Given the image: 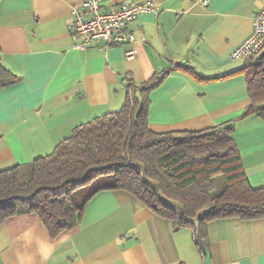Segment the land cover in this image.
Instances as JSON below:
<instances>
[{
	"label": "crops",
	"instance_id": "1",
	"mask_svg": "<svg viewBox=\"0 0 264 264\" xmlns=\"http://www.w3.org/2000/svg\"><path fill=\"white\" fill-rule=\"evenodd\" d=\"M145 0H108L107 9ZM128 25L134 44L75 46L82 0H0V59L18 81L0 87V171L51 154L74 129L121 110L130 86L149 93L154 132L231 124L252 188L264 187V120L250 104L244 61L230 53L252 32L264 0H152ZM177 228L126 190L87 203L81 222L51 237L22 213L0 225V264H264V219L220 218ZM200 236V237H199ZM203 240V242H202Z\"/></svg>",
	"mask_w": 264,
	"mask_h": 264
},
{
	"label": "trees",
	"instance_id": "2",
	"mask_svg": "<svg viewBox=\"0 0 264 264\" xmlns=\"http://www.w3.org/2000/svg\"><path fill=\"white\" fill-rule=\"evenodd\" d=\"M236 74L245 76L250 98L243 117L264 120V51L244 61ZM164 78L146 82L141 100L130 86L121 110L76 127L51 154L1 170L0 225L31 213L54 238L75 228L89 200L109 189L128 191L177 228L197 223L200 235L212 220L264 219V187H251L231 124L199 131L150 129L149 93ZM17 81L0 59V87ZM218 175L226 184L213 193Z\"/></svg>",
	"mask_w": 264,
	"mask_h": 264
},
{
	"label": "built area",
	"instance_id": "3",
	"mask_svg": "<svg viewBox=\"0 0 264 264\" xmlns=\"http://www.w3.org/2000/svg\"><path fill=\"white\" fill-rule=\"evenodd\" d=\"M108 0H82L72 8L71 34L79 41L75 46L86 49L89 45L129 44L136 41L135 34L128 25L136 18L156 13L157 7L152 0L132 2L117 8L107 9L103 2ZM208 5V0H203ZM264 51V7L255 13L251 34L230 53L231 60H248Z\"/></svg>",
	"mask_w": 264,
	"mask_h": 264
},
{
	"label": "rangeland",
	"instance_id": "4",
	"mask_svg": "<svg viewBox=\"0 0 264 264\" xmlns=\"http://www.w3.org/2000/svg\"><path fill=\"white\" fill-rule=\"evenodd\" d=\"M241 61H244V60H241ZM215 184L216 185H215V189H214L213 193H215L217 191L219 192L223 189V187L226 184L223 175H218L215 177Z\"/></svg>",
	"mask_w": 264,
	"mask_h": 264
}]
</instances>
